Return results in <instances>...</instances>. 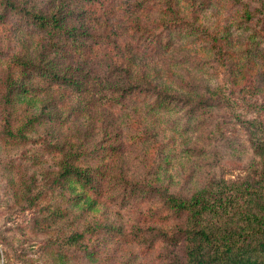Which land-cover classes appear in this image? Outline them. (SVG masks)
Wrapping results in <instances>:
<instances>
[{
    "label": "rangeland",
    "instance_id": "rangeland-1",
    "mask_svg": "<svg viewBox=\"0 0 264 264\" xmlns=\"http://www.w3.org/2000/svg\"><path fill=\"white\" fill-rule=\"evenodd\" d=\"M19 1L42 8L51 3ZM76 1L95 9L92 19L99 25L94 24L95 36L90 28L84 36L95 58L85 54L82 65L106 69V55H118L110 47L118 33L129 63H135L132 70L150 74L169 100L156 105L152 93L134 91L121 98L122 105L102 106L82 98L90 97L87 92L70 95L72 89L57 84L45 96L30 59L42 65L53 55L73 61L54 51L63 37L42 38L14 11L2 14L0 264H185L177 229L182 215L161 203V192L188 195L211 177L250 174L257 156L238 119L255 116L256 103L264 102V2ZM245 6L255 7L248 20ZM20 68L27 72L22 79L36 82L39 91L31 102L44 100L52 116L45 113L24 136L12 139L3 134L1 117L8 111L23 121L27 105L10 103L3 93L8 76ZM218 84L230 100H198ZM60 136L62 144L72 140L79 146L64 150L79 155V166L91 176L85 186L58 175L63 149L46 143ZM75 192L82 196L75 198ZM71 231L81 232L80 244L63 242Z\"/></svg>",
    "mask_w": 264,
    "mask_h": 264
},
{
    "label": "trees",
    "instance_id": "trees-1",
    "mask_svg": "<svg viewBox=\"0 0 264 264\" xmlns=\"http://www.w3.org/2000/svg\"><path fill=\"white\" fill-rule=\"evenodd\" d=\"M49 1L51 3L42 8L34 7L33 4L22 5L19 0H0V17L4 13L14 11L26 24L35 28L42 38L52 41L63 37L61 46L54 51L74 59L54 60L56 56L53 55L47 57L48 61L45 60L44 65L30 59L29 68L34 72L33 78L40 83L41 87L38 88L44 90L45 96L52 95L50 85L57 84L65 89H72L70 95H73L72 92H87L91 98H87V95L82 98L102 106L122 105L121 98L134 91L152 93V101H155L156 105L168 102L170 94L159 88L150 74L132 70L135 63H129L131 54L125 53L126 43L118 33L114 35L110 45L111 48H117L118 55H106V69L98 71L96 64L90 71L89 65H82L85 54L95 58L88 52L92 46L85 45L89 28L93 30V33L89 34H97L94 24L99 25L92 19L95 9L76 0ZM91 3L94 4V1ZM132 3H136V0H132ZM141 6L140 4L139 7ZM254 9L255 7L245 6L242 9L244 19H250L254 15ZM138 23L132 21L130 24L138 26ZM112 27L114 28L109 25V30ZM142 29L144 31L146 27ZM96 60L98 61V58ZM114 66L123 68V72L112 71ZM26 73V69L20 68L15 75L8 76L9 80L4 86L3 97L6 101L12 103L16 99L24 101L27 105L23 109V121L22 118L9 117L8 111L1 117L3 134L12 139L24 136L33 122L45 113L49 117L52 116L44 100L36 105L31 102L38 88L37 85L34 86L36 82L22 79ZM227 94L228 91L218 84L206 94L199 93L197 98L206 102L222 98L230 100ZM256 104L255 116L238 119L246 130L250 146L257 156L249 175L237 180L211 177L188 195L173 193L166 188L161 192V203L169 210L182 215V224L177 229L184 240L185 264H264V102ZM61 138L60 136L46 143L51 149H63L60 150L58 175L64 182L70 184L75 180L85 186L91 176L79 166V155L71 153L69 156L64 150L73 149L77 143L64 140L62 144ZM75 149H79V146ZM73 196L78 198L82 193L75 192ZM81 236V232L71 231L63 236V242L80 244Z\"/></svg>",
    "mask_w": 264,
    "mask_h": 264
}]
</instances>
